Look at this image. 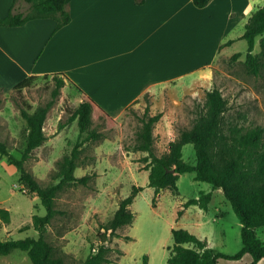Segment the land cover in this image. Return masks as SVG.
I'll use <instances>...</instances> for the list:
<instances>
[{
    "label": "rangeland",
    "instance_id": "374dc122",
    "mask_svg": "<svg viewBox=\"0 0 264 264\" xmlns=\"http://www.w3.org/2000/svg\"><path fill=\"white\" fill-rule=\"evenodd\" d=\"M255 1H258L256 7L264 5V0ZM243 3L245 2L237 0V10L247 11L248 14H244V18H247L235 21L234 28L229 33V37L234 38L235 42L216 56L214 62L207 67L209 70L204 78L195 81L185 90L181 87L173 88L171 95L167 96L169 101L173 98V104L165 105L169 117L164 119L161 116L154 128V147L158 155L169 150V142L182 129L193 125L204 105L207 90L215 87L227 99L228 110L225 116L228 122L245 127H264V66L259 74H253L246 65L248 43L241 36L251 14V5L243 6ZM256 7L253 5L252 13ZM260 40L261 36H258L254 49L256 54H260L262 50ZM237 52L241 56L233 60L231 57ZM55 87L54 76L44 75L36 76L26 86L15 87L7 93L0 89V108L6 118L0 117V140L5 141L9 151L18 158L25 149L28 134L27 123L21 116L20 107L34 112L53 98ZM77 100L76 93L70 94L61 88L47 114L44 127L45 133L49 134L48 140L35 149L34 156L26 162V168L43 185L58 181L56 174L59 161L71 152L79 137L77 121L67 122L71 110L78 106ZM159 104L162 105L161 102ZM145 108V100L133 104L122 121L101 115V112L93 117L91 128L104 132L108 140H92L83 144L81 165L76 168L75 174L77 177L95 175H92L88 185L72 183L58 194L56 207L59 213L46 233L48 241L65 255L67 264L85 260L92 246L101 244L100 234L105 231L102 224L114 216L120 199L131 193L133 185L144 187L132 203L136 219L133 224L118 230L122 237H113L111 242H107L113 248L110 255L115 260L110 264H142L144 255L150 257L148 264H167L169 246L174 244L172 228L189 229L200 238L207 239L211 247L221 252L234 254L242 248V225L232 204L222 190L217 191L210 183L196 180L194 172L180 174L179 193L174 194L168 188L163 189L157 197V205H153L155 189L149 186L150 172L145 169L147 163L143 161L147 152L127 150L136 141L137 131L141 128L140 117L143 116ZM156 113L158 111L155 112L150 107V114ZM60 122L64 123L61 129ZM183 159L190 163L196 162L192 143L184 145ZM19 178L20 170L7 156L0 154V202L10 216L9 221H6L0 215V240L39 237V232L34 227L26 230L21 228L32 224L35 213L45 215L46 208L36 194L21 190ZM210 191H213V197L207 210L191 205L185 209L183 217L175 220L177 207H182L183 203L198 197L202 192ZM256 232L264 241V226L258 227ZM125 234L130 235L132 240H125ZM120 238L123 240L117 241ZM246 256L252 258L247 253L237 260L220 258L219 263L246 264L249 260L245 259ZM0 264L33 263L27 252L16 249L8 255H0Z\"/></svg>",
    "mask_w": 264,
    "mask_h": 264
},
{
    "label": "trees",
    "instance_id": "16d2710c",
    "mask_svg": "<svg viewBox=\"0 0 264 264\" xmlns=\"http://www.w3.org/2000/svg\"><path fill=\"white\" fill-rule=\"evenodd\" d=\"M29 3V10L10 13L0 19V26H21L28 21L41 18H52L57 21V28L68 24L71 14L68 5L71 0H24ZM210 0H194L198 7L206 6ZM261 36V53H254L256 38ZM241 38L248 43L246 65L253 74H259L264 66V5L259 6L245 23V31ZM235 39H230L220 46L231 45ZM241 56L240 52L232 55L235 60ZM56 87L52 92V99L44 106L29 112L20 107L21 116L26 120L28 134L26 146L20 158L12 154L8 144L0 140V154L9 158L10 162L20 170V183L22 191L36 194L41 204L46 208L45 215L35 213L32 224H27L21 229L34 227L39 232V237H26L24 239L8 238L0 240V255H8L16 249L27 252L33 264H67L65 255L48 241L46 233L49 225L59 213L56 207L58 194L72 183L88 185L92 175L85 174L77 177L75 170L80 167V156L83 144L86 141H101L107 136L104 132L91 128L93 117L101 115L112 118L92 98L82 93V101L71 110L67 122L77 121L79 137L71 152L59 161L56 174L57 182L43 185L38 178L26 168V162L34 156V150L42 146L48 136L45 133V122L49 110L54 105L55 99L66 84L62 74H54ZM36 76H29L20 81L15 87L22 88ZM62 77V78H61ZM68 80H70L67 77ZM17 102V101H16ZM0 103L2 98L0 97ZM129 109V108H128ZM227 99L219 88L207 90L204 105L193 125L182 129L169 143V150L158 155L155 147L154 128L160 120L162 113L150 114V103L147 102L143 116L140 117L141 128L137 131L136 141L133 146L127 147L128 151H143L147 155L143 158L146 162L145 169L149 170V186L155 189L153 205H157V197L163 189H170L178 194V180L180 174L194 172L195 179L210 183L213 189H222L227 200L232 204L240 222L242 234V248L228 254L211 247L207 239H202L186 228H172L174 244L169 246L167 264H220V258L242 259L249 253L252 260L248 264H258L264 258V241L258 237L256 229L264 226V127L254 125L245 127L227 121ZM68 111L69 108H68ZM60 129L64 123L60 122ZM85 133V136L83 134ZM192 143L195 147L196 162L190 163L183 159L184 145ZM175 169V172L169 170ZM144 190L143 186L133 185L131 193L119 201L114 216L102 227L105 229L100 234L101 244L92 246L88 257L76 264H110L115 260L110 253L112 247L107 245L113 237H122L118 230L126 225H131L136 219V213L131 205L136 196ZM213 193L202 192L198 197L190 198L178 210L181 217L186 208L198 205L207 210L212 200ZM0 215L9 221V211L1 206ZM125 240H132L130 235L123 236ZM192 244V247L186 246ZM123 254V252H120ZM149 263V256H143L142 264Z\"/></svg>",
    "mask_w": 264,
    "mask_h": 264
},
{
    "label": "crops",
    "instance_id": "0c3cea01",
    "mask_svg": "<svg viewBox=\"0 0 264 264\" xmlns=\"http://www.w3.org/2000/svg\"><path fill=\"white\" fill-rule=\"evenodd\" d=\"M240 1L251 5V14L258 4ZM28 8L24 0H0V19ZM68 10L71 20L60 28L52 18L0 26V89L10 92L29 76L62 74L63 91L76 93L78 104L85 93L118 121L133 104L145 100L147 106V98L168 118L173 88L185 90L204 78L229 45L220 46L234 39L229 33L235 21L248 14L237 10V0H210L204 7L194 0H71ZM2 113L0 108L6 119ZM180 208L175 220L185 215L178 217Z\"/></svg>",
    "mask_w": 264,
    "mask_h": 264
},
{
    "label": "water",
    "instance_id": "95a60500",
    "mask_svg": "<svg viewBox=\"0 0 264 264\" xmlns=\"http://www.w3.org/2000/svg\"><path fill=\"white\" fill-rule=\"evenodd\" d=\"M169 171H171V172H175V169H171V170H169Z\"/></svg>",
    "mask_w": 264,
    "mask_h": 264
}]
</instances>
